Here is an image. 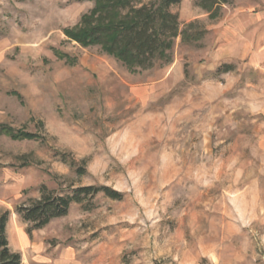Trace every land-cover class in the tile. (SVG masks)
I'll use <instances>...</instances> for the list:
<instances>
[{"label": "rangeland", "instance_id": "374dc122", "mask_svg": "<svg viewBox=\"0 0 264 264\" xmlns=\"http://www.w3.org/2000/svg\"><path fill=\"white\" fill-rule=\"evenodd\" d=\"M204 1L170 7L197 39L128 68L67 36L92 1L0 0V125L36 135L0 132V213L105 185L47 226L85 264H264V0Z\"/></svg>", "mask_w": 264, "mask_h": 264}, {"label": "trees", "instance_id": "16d2710c", "mask_svg": "<svg viewBox=\"0 0 264 264\" xmlns=\"http://www.w3.org/2000/svg\"><path fill=\"white\" fill-rule=\"evenodd\" d=\"M93 7L82 15L80 25L66 29L67 36L82 46L98 45L105 53L121 61L128 68H148L159 59L169 61V50L175 39L182 34L183 40H195V34L180 31L177 13L170 7L181 0H149L136 4L134 0H89ZM215 4L214 0H206ZM204 1L201 5L208 7ZM233 66L221 64L216 72L232 71ZM0 132L12 134L15 138H35L33 133H17L0 125ZM74 172L82 174L84 167L62 155ZM102 193L111 199L122 198L121 192L105 185H84L70 189L69 193H57L39 186V196L17 204L14 212L27 224L26 230L41 229L52 219L65 216L72 203H78L84 210L93 207L91 200ZM9 210L0 213V264H20V254L10 249L6 237V223Z\"/></svg>", "mask_w": 264, "mask_h": 264}, {"label": "crops", "instance_id": "0c3cea01", "mask_svg": "<svg viewBox=\"0 0 264 264\" xmlns=\"http://www.w3.org/2000/svg\"><path fill=\"white\" fill-rule=\"evenodd\" d=\"M18 220L12 223L9 216L5 231L10 249L20 254V264H85L74 244L65 243L62 236L49 232L50 222L28 233L27 224L19 216Z\"/></svg>", "mask_w": 264, "mask_h": 264}]
</instances>
